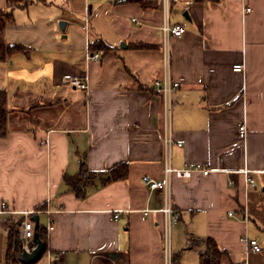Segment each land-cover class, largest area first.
Returning <instances> with one entry per match:
<instances>
[{"label": "crops", "instance_id": "0c3cea01", "mask_svg": "<svg viewBox=\"0 0 264 264\" xmlns=\"http://www.w3.org/2000/svg\"><path fill=\"white\" fill-rule=\"evenodd\" d=\"M0 10L4 44L14 48L0 62L7 113L0 209L5 202L31 212L35 237L48 234L30 264H162V215L141 218V210L161 207L160 193L142 184L144 175L162 177L163 104L153 85L162 73L159 1L31 0L10 7L0 0ZM170 18L184 28L171 41V74L180 85L170 122L182 145L171 147L170 163L212 171L172 179L175 264H202L209 242L240 264L244 234L263 244L249 264H264V0H170ZM88 50L98 60H87ZM237 63L242 73L232 70ZM73 78L88 89L70 86ZM243 121L247 137L240 141ZM81 162L96 174L124 164L126 176L104 183L107 175H97L78 196L65 177ZM244 169L255 181L246 192ZM21 219L0 213V264ZM46 249L59 259L48 260Z\"/></svg>", "mask_w": 264, "mask_h": 264}, {"label": "built area", "instance_id": "2783aa9c", "mask_svg": "<svg viewBox=\"0 0 264 264\" xmlns=\"http://www.w3.org/2000/svg\"><path fill=\"white\" fill-rule=\"evenodd\" d=\"M161 6L162 20L159 27L161 32V65L162 73L161 76L153 81L154 87L160 92L162 96L163 104V117H164V131H163V161H162V177L160 179H155L149 175H144L142 177V184L147 187L150 191H158L161 195V207L155 210L143 209L141 210V218L145 219L148 214L152 211L158 212L162 215V264H175V255L172 249V228L178 223L179 215L175 211L171 200V183L173 178L177 179H190L193 174H200L202 176L209 175L212 171L206 168L201 163H196L194 165L184 167V168H174L170 163V150L172 146L180 147L182 145L181 141H176L173 138L171 130V107H172V94L179 87V82L174 80L171 74L172 68V52H171V41L172 39H179L183 36L184 28L180 23H174L170 18V0H158ZM250 9L247 8L246 11ZM132 21L139 23L136 19ZM98 52L87 51V60L96 61L99 58ZM234 72L242 73L244 71L243 63H237L232 66ZM69 85L77 89L87 90L88 84L82 82L78 79H70ZM238 139L240 141H245L247 137V127L246 123L243 121L238 126ZM244 176V187L245 192L250 186H254V179L249 177V171L244 169L241 171ZM228 185H233L234 181L231 178L227 180ZM50 214V210L45 211ZM0 213L8 215H21L22 219L19 220L16 225V233L19 240L14 256L22 260L24 255L33 254L40 243L44 244L47 240V235L45 239L41 237H35V222L31 219V212H18L12 211L6 208V203H1ZM228 216H232V213H228ZM119 217V211L113 212V219ZM242 219L247 220V208L244 207L242 211ZM53 224L51 220H48L46 224L47 232L53 230ZM240 242L244 247L243 260L241 264H249V255L260 253L262 251V245L260 242L244 234L240 237ZM194 239L189 237L187 239V246H192ZM46 257L48 260L59 259L58 254H53L46 249ZM201 262H215L217 258L214 256V247L207 244L202 248L200 254Z\"/></svg>", "mask_w": 264, "mask_h": 264}, {"label": "trees", "instance_id": "16d2710c", "mask_svg": "<svg viewBox=\"0 0 264 264\" xmlns=\"http://www.w3.org/2000/svg\"><path fill=\"white\" fill-rule=\"evenodd\" d=\"M29 1L31 0H7V3L11 7V6L22 5ZM4 12L5 11L0 10V18H4L5 16ZM3 25H4V21H0V62L6 60L9 57V55L14 51L13 47H6L4 44ZM101 47L103 48V46ZM6 122H7L6 93L0 90V137L4 136L6 133ZM126 172H127L126 165L118 164L110 168L109 171H107L106 173L96 174L93 172H89L84 162H81L78 173L73 176L65 177V182L73 191L76 192L78 196H81L83 195V190L85 188V185L89 181H91L93 177H96L97 175H107V177L103 181L105 183L112 180L124 178L126 176ZM12 231L6 243V253L4 259L5 264H9L10 262L12 264L17 263L16 260L17 258L14 256V252L17 249L19 240L17 236L14 237L12 235ZM41 236L43 237V233L41 234ZM209 244L212 247H214L212 243L209 242ZM214 256L217 258L215 262H203L202 264H222V259L229 258V255L226 251H221L215 247H214Z\"/></svg>", "mask_w": 264, "mask_h": 264}, {"label": "water", "instance_id": "95a60500", "mask_svg": "<svg viewBox=\"0 0 264 264\" xmlns=\"http://www.w3.org/2000/svg\"><path fill=\"white\" fill-rule=\"evenodd\" d=\"M59 25H60V28L62 30H64L65 23L63 21H61L59 23ZM44 250H45L44 244L43 243H40L39 244V247L37 248V250L33 254H31V255H24V258L22 259V262L25 263V264H30V263L36 262L41 257V255L44 252Z\"/></svg>", "mask_w": 264, "mask_h": 264}, {"label": "rangeland", "instance_id": "374dc122", "mask_svg": "<svg viewBox=\"0 0 264 264\" xmlns=\"http://www.w3.org/2000/svg\"><path fill=\"white\" fill-rule=\"evenodd\" d=\"M253 228H254V226L252 225V230H253ZM254 230H255V228H254ZM260 244L263 245L261 242H260ZM230 262H231V264H234L232 261H230ZM230 262L228 261V259H222V264H230ZM240 264H241V262H240Z\"/></svg>", "mask_w": 264, "mask_h": 264}]
</instances>
